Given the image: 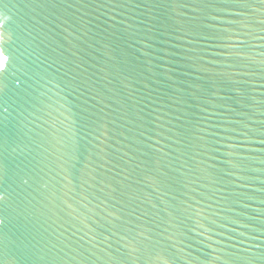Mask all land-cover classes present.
Returning <instances> with one entry per match:
<instances>
[{"label":"water","instance_id":"95a60500","mask_svg":"<svg viewBox=\"0 0 264 264\" xmlns=\"http://www.w3.org/2000/svg\"><path fill=\"white\" fill-rule=\"evenodd\" d=\"M0 16V264H264V0Z\"/></svg>","mask_w":264,"mask_h":264},{"label":"snow or ice","instance_id":"6c2138e0","mask_svg":"<svg viewBox=\"0 0 264 264\" xmlns=\"http://www.w3.org/2000/svg\"><path fill=\"white\" fill-rule=\"evenodd\" d=\"M7 21L0 16V39H3L4 29L6 28ZM6 59L5 57H0V60Z\"/></svg>","mask_w":264,"mask_h":264}]
</instances>
